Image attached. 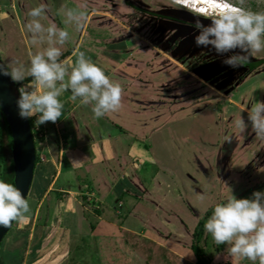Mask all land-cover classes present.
I'll return each mask as SVG.
<instances>
[{"label":"rangeland","instance_id":"1","mask_svg":"<svg viewBox=\"0 0 264 264\" xmlns=\"http://www.w3.org/2000/svg\"><path fill=\"white\" fill-rule=\"evenodd\" d=\"M41 2L47 5L48 20L70 33L62 55L94 46L98 49L94 57L111 62L108 49L99 54L101 47L121 34L133 36L125 42L128 52L122 55L128 66L125 70L135 75L134 86L125 95H132L133 113L147 127V139L141 138L136 119L130 116L127 121L131 123L124 124L112 113L109 119L114 122L104 119L101 124L102 131L113 135L120 132L114 123L123 125L131 131V141L140 140L141 145L133 149L134 167L128 168L130 177L125 178L120 164L109 162L111 156L105 155L108 149L103 144L82 148L69 137L71 150L63 168L56 162L59 183L52 192L48 180L50 177L52 183L57 173L50 167L38 170L36 176L34 171L27 198L30 212L3 239L0 262L25 257L38 240L31 228L51 224L60 201L70 203L71 197L72 206L82 210L73 224L78 227L81 223V230L70 240L69 264H197L193 235L199 222L205 224L210 218L214 205L231 192L236 198H249L254 191H264V141L256 138L248 120L252 102H264V52L242 67L225 65L224 59L239 49L218 55L210 47H197L195 25L199 21L208 26L210 18L169 0H0V58L5 65L11 60L27 65L30 55L38 51L24 25L30 19L27 13ZM77 7L87 12V20L79 28L66 25L63 15L65 9ZM244 7L264 11V0H244ZM162 60L165 62L160 63ZM96 64L110 72L112 82V75H120L124 65L115 61L111 73ZM18 87L26 88L25 84ZM81 108L92 118L90 129L98 126L92 105ZM240 117L248 125L243 133L235 126ZM55 131L50 122L36 128L33 136L41 162L47 159L41 146L58 138ZM6 150L9 163L12 155ZM101 159L107 160V170L94 172L92 180V171L86 166L101 167ZM76 162L81 166L74 169ZM112 182L115 189L109 199L92 195L107 190ZM61 183L79 185L74 188L76 194L62 193ZM83 183H91L95 191ZM202 241L211 264H253L231 258L227 246L216 245L205 230Z\"/></svg>","mask_w":264,"mask_h":264},{"label":"clouds","instance_id":"2","mask_svg":"<svg viewBox=\"0 0 264 264\" xmlns=\"http://www.w3.org/2000/svg\"><path fill=\"white\" fill-rule=\"evenodd\" d=\"M169 1L190 7L198 16L210 18L208 26L199 21L195 25L199 30L195 36L197 47H210L218 55L239 49L238 53L224 59L225 65L239 68L255 54L264 52V11L244 7V0H201L199 8L193 6V0H189L188 5L179 0ZM47 11V5L41 2L27 13L30 19L24 27L30 43L38 47V51L30 55L28 64L16 60L0 64V74L9 76L13 82H23L29 77L32 80L30 87L19 89L16 101L19 116L23 119L36 117L37 126L57 122L64 109L60 97L66 91L71 92L72 101L91 104L97 119L118 111L121 86L112 82L83 51L75 54L71 66L60 60L70 33L48 20ZM63 15L66 25L77 28L87 20L86 10L79 7L67 8ZM248 120L256 138L264 141V102H252ZM235 126L241 133L248 127L242 117L235 121ZM29 212V201L21 190L0 179V226L11 227L13 222L26 219ZM204 230L216 245L227 246L226 252L231 258L264 264V191H254L249 198H236L231 192L214 205Z\"/></svg>","mask_w":264,"mask_h":264},{"label":"crops","instance_id":"3","mask_svg":"<svg viewBox=\"0 0 264 264\" xmlns=\"http://www.w3.org/2000/svg\"><path fill=\"white\" fill-rule=\"evenodd\" d=\"M121 36V37H120ZM133 38L132 35H119L116 37V39L112 41V44H108V45H103L104 47L101 49V51H99L100 55H102L103 53L107 52V57H111V59H113L111 62L107 61L106 59L103 58V60H105L104 62L101 60H98V58L94 57L95 53H98V49L94 46H92V48H86L83 49L84 53L86 55V57L90 58L93 62H98V64H102L105 69L107 70H112L111 73L113 72V67H115L114 62L116 61L117 63L120 64H124L123 63V57L122 55H124L125 53H127V48L128 46L125 45V42H127L128 39ZM81 49V50H82ZM114 49L116 50L114 52ZM122 51V52H121ZM73 53L67 52V56L65 57L66 60L64 61L66 65L71 66L75 59V54L78 53L77 51H72ZM124 53V54H123ZM117 55H120L121 57H117ZM122 59V60H120ZM165 62V60L160 63ZM161 65V64H160ZM123 70H120V75H112L113 78L112 80L118 81L119 85L122 89V96L121 98H123L121 100V107L119 108L118 111L116 112H110L107 115H105L102 118H99V125L96 127H92L90 129L91 126V119L92 118H87L88 116V110H85L84 108H81V103L78 100L77 103L72 102V100L70 98H68V91L64 92L62 94V97L60 98V100L64 103V109H63V113L60 119L57 120V122L55 123H51L53 129H55L56 131L53 133L58 134V138H56V136L54 138H52V140L46 141L45 144L42 145V150L45 151L44 156L47 158H45L46 160V164L45 167H50L51 171H55L57 173L56 177L53 179L51 185H50V189L51 192L53 190V188L57 185V183H59V173H58V168H57V164L56 162L58 161V163L60 164L61 168H63V163L64 160L66 159V155L69 153L70 149V142L71 141H75L78 143V146L82 147V148H88L89 146H93L94 144L98 143V144H103V146H105L108 150L106 151L107 154L105 155H109L111 156L109 158V162L110 163H115L117 165V162L120 164V169L122 170V172H124V176L125 178L130 177V173L128 172V168L131 167L133 168L134 164V159H135V155H133V149H134V145H141L140 140L137 139V141H131L132 137L129 134L131 131L128 130V128L124 127L123 125L120 124H115L116 129H120V132L116 133V135L113 134H107V132L102 131V126L101 124H103V122H105L104 119L106 120H110L111 122H114L112 119L110 118V115L113 113L115 115V117L120 120L121 122H123L124 124L126 123H131L127 121V117H133L135 118V115L137 116V113H133V109H132V95L126 94L127 88L128 87H133L134 85L131 84L132 81L134 79V73H129L128 71H126L125 69L128 67L126 64H124L123 66ZM130 67V66H129ZM116 70V69H115ZM117 71V70H116ZM105 74L110 78V72H106L104 71ZM137 75H139L138 73H136ZM118 76V77H117ZM119 77H121L120 79H118ZM125 77V78H124ZM118 79V80H117ZM124 83V84H123ZM138 84V83H137ZM28 85H30V83L25 84L26 88L28 87ZM149 88V87H148ZM147 88V89H148ZM71 94V92H70ZM139 103H137L136 106ZM143 105V104H142ZM129 113H127V112ZM141 113V112H139ZM132 119V118H131ZM136 122H134L138 127H136L135 129L138 131V133L141 135V138H146L147 139V127L145 125H143V121L141 119H137V117L135 118ZM86 122V123H85ZM82 123V125L80 126V124ZM87 128V132H82L83 130H85ZM133 128V127H132ZM76 129V132H75ZM141 131L144 132L141 134ZM73 134V136H72ZM61 135V136H59ZM53 136V135H52ZM69 137H71V141H69ZM58 140H56V139ZM87 140V142H86ZM116 140V141H115ZM115 141V142H113ZM114 143V145H113ZM143 143V142H142ZM53 144V145H51ZM57 145V149L55 148V145ZM80 144V145H79ZM117 146V147H116ZM104 147V148H105ZM111 148V149H110ZM105 151V150H103ZM94 157V156H93ZM137 159V157H136ZM60 160V162H59ZM122 160L124 161V163L122 162ZM138 160V159H137ZM107 160L101 159L98 163L100 165H103L101 167H95V165H87L86 167L89 168L87 169V171H92V173L90 175L91 179L93 180L94 178H96L94 172L99 171L100 169L102 170H107V166L108 164L106 163ZM91 162V160H90ZM96 163V162H95ZM94 163V164H95ZM81 163L76 162L73 167L74 169L77 168ZM124 165V166H123ZM63 170V169H62ZM90 171V172H91ZM89 177V176H88ZM87 177L88 181L89 178ZM108 179V178H107ZM109 180V179H108ZM90 182V181H89ZM105 183L106 180H105ZM61 192L62 193H66L68 192L69 194H73L75 195L76 193H74V188H77L79 185H67V184H63L61 183ZM84 184V185H83ZM81 185L88 187V189L90 188V186L92 185L91 183H83ZM102 184V183H100ZM114 183L112 182V184L110 186H108L107 190H103L102 193H99L98 191H95V189L91 186V188H93L91 191H95L92 192V195L95 196V194H99L98 196H102V198H108L110 197V194L113 192L114 188ZM71 187V188H70ZM69 188V189H68ZM90 188V189H91ZM99 189V187H98ZM100 190L102 191V189L100 188ZM90 191V192H91ZM101 198V199H102ZM74 198L70 197V203L69 201H60V207L57 208V210H59L57 212H55V216L53 218V221L51 224H48L46 227L44 228H36V227H32V234L36 235V239H38L35 243L36 246H31L32 248H30L29 252H27V254L25 255V257H19L17 258L14 257L13 260H11L10 258L8 260H5L4 258L2 259V261L0 262V264H69V258H70V240L72 238V236H74L75 234L79 233L80 225L75 226V220L79 221L80 217V213H81V208H79V206L76 205L72 206V204L74 203V201L72 200ZM46 200V198H45ZM55 200V199H54ZM57 203V202H56ZM100 208V207H99ZM98 212L100 210H97ZM96 211V212H97ZM75 213V215L73 214ZM59 217V220H57V217ZM78 216V217H77ZM79 218V219H78ZM83 219V217H82ZM75 224V225H73ZM38 229V230H37ZM37 230V232H36ZM41 230V231H40ZM37 235H39V238L37 237ZM5 256V255H4ZM3 256V257H4Z\"/></svg>","mask_w":264,"mask_h":264},{"label":"water","instance_id":"4","mask_svg":"<svg viewBox=\"0 0 264 264\" xmlns=\"http://www.w3.org/2000/svg\"><path fill=\"white\" fill-rule=\"evenodd\" d=\"M0 64H4L1 58ZM19 95L17 83L13 82L9 76L0 74V108L13 139L14 183L27 199L34 180L37 153L30 120L23 119L18 114L16 101ZM14 223L11 227L0 226V246Z\"/></svg>","mask_w":264,"mask_h":264},{"label":"trees","instance_id":"5","mask_svg":"<svg viewBox=\"0 0 264 264\" xmlns=\"http://www.w3.org/2000/svg\"><path fill=\"white\" fill-rule=\"evenodd\" d=\"M137 10L140 8L134 7ZM68 54H64L60 57L61 59H64ZM32 80L31 78H26L23 82H20L19 84H28L31 83ZM30 120V125L33 131L34 136H36V128L38 127L35 123L36 117L29 118ZM41 126V125H39ZM39 142V141H38ZM43 143V142H41ZM39 142V144L41 145ZM0 149H1V156H2V161H3V166L0 167V179L12 184L15 186L14 180H15V174H14V163H13V158H11L10 162L8 163L7 161V148L9 152L12 155V149H13V139H12V134L11 130L4 119L3 112L0 108ZM42 147V146H41ZM46 162H41L39 158V154H37L36 158V164H35V176L39 172L38 170H44ZM41 174V173H40ZM52 178V177H51ZM51 180L49 177L48 183L51 184ZM48 184V186H49ZM207 216H210V214H207ZM204 235V220L200 221L198 226L195 229L194 235H193V243H192V250L197 258V264H211L207 256H206V251L205 248L202 244V238ZM1 250V246H0Z\"/></svg>","mask_w":264,"mask_h":264},{"label":"bare ground","instance_id":"6","mask_svg":"<svg viewBox=\"0 0 264 264\" xmlns=\"http://www.w3.org/2000/svg\"><path fill=\"white\" fill-rule=\"evenodd\" d=\"M180 2L184 3L185 5H188L189 0H179ZM193 6L195 8H199L201 6V0H193ZM190 8V7H189Z\"/></svg>","mask_w":264,"mask_h":264}]
</instances>
